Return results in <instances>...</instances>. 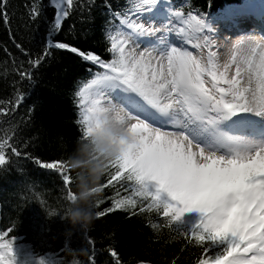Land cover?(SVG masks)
Here are the masks:
<instances>
[{
    "label": "snow or ice",
    "instance_id": "6c2138e0",
    "mask_svg": "<svg viewBox=\"0 0 264 264\" xmlns=\"http://www.w3.org/2000/svg\"><path fill=\"white\" fill-rule=\"evenodd\" d=\"M6 4L7 0L0 2V19L5 22ZM72 4L67 0L69 7ZM158 4L159 0H145L137 15L153 13ZM68 14L62 12L64 17ZM171 14L189 42L193 37L204 40V45L192 46L207 48L206 60L178 46L143 51L130 47L139 37L156 36L158 29L150 22L128 20L126 32L110 37L111 62L55 43L103 70L81 90V97L94 88L97 95L105 89L128 94V103L121 101L127 109L124 115L114 105L105 107L101 99H92L83 113L84 135H102L111 122L123 129L124 134L112 141L117 155L107 166L115 170L108 185L126 181L131 195L117 200L114 208H136V198L146 201L147 210L162 212L170 225L189 236L190 243L202 246L204 258L198 264H264V45L239 39L231 46L228 61L220 64L206 35L211 31L206 19L193 11ZM31 15L35 18L39 12L32 9ZM54 23L59 30L61 14ZM160 41L166 44L165 38ZM85 103L81 99L80 106ZM178 117L183 123L170 128ZM4 147L0 143V165L7 162ZM12 151L21 155L15 148ZM35 163L59 173L65 185L72 182L68 162L36 158ZM67 199H75L70 189ZM45 227L38 225L40 230ZM0 264L49 262L29 259L0 235Z\"/></svg>",
    "mask_w": 264,
    "mask_h": 264
},
{
    "label": "trees",
    "instance_id": "16d2710c",
    "mask_svg": "<svg viewBox=\"0 0 264 264\" xmlns=\"http://www.w3.org/2000/svg\"><path fill=\"white\" fill-rule=\"evenodd\" d=\"M139 2L73 0L71 7L65 6L69 14L61 17L59 30L54 22L60 13L51 0H7L2 9L8 21L0 19V143L7 162L0 165V235L29 259L49 264H198L204 258L202 246L190 243L162 212L147 210L146 201L136 198V208H114L131 192L126 181L108 185L115 171L111 167L94 199V223L87 230L73 227L64 217L78 170L66 169L72 182L65 185L59 173L35 163L38 158L70 164L88 139L80 92L103 72L55 43L111 62L110 37L137 16ZM162 7L175 20L173 10L193 11L207 23L226 24L256 12L264 16V0H159L155 11ZM32 9L39 12L35 18ZM41 224L46 225L43 230Z\"/></svg>",
    "mask_w": 264,
    "mask_h": 264
},
{
    "label": "rangeland",
    "instance_id": "374dc122",
    "mask_svg": "<svg viewBox=\"0 0 264 264\" xmlns=\"http://www.w3.org/2000/svg\"><path fill=\"white\" fill-rule=\"evenodd\" d=\"M52 3L57 7L59 13L62 17V12H64L65 6L67 5V0H51ZM145 0H140L139 7L140 9L143 7ZM162 9V10H161ZM153 13H141L135 17H132L133 22L139 21L140 23L150 22L152 27L158 29L156 36L151 38V40H155L157 43L163 44L161 47L167 46H178L182 49L192 51L194 54L198 56H202L205 60L207 59L208 49L204 48L203 50L194 48L192 45L194 43H199L200 45H204V40L201 38L197 41L195 37L192 38V41L189 42V39L186 35L179 32V29L182 27L179 21L175 20L172 17H169V13H166V9L162 7ZM159 10H161L159 12ZM140 12V11H138ZM137 12V13H138ZM260 15V16H259ZM249 18L251 19H235L230 23L219 24L218 21L208 22L211 31L206 33L209 41L212 45H214L213 50L217 51V58L220 64H223L228 61L230 56L231 46L239 39H254L264 45V17L261 14L251 15ZM246 23L247 29L243 32H238L236 27L239 24ZM127 29L122 28L118 32L120 35L121 32H126ZM163 37L166 40V44L161 43L160 38ZM142 37H139L135 40V43ZM142 44H137L136 47ZM111 92H118V90H111ZM125 94V93H124ZM86 101L84 106L82 107V113H84L85 108L90 107V101L92 99L97 98V89L94 88L91 90L90 94L85 97H81ZM29 256V254H27ZM30 257V256H29Z\"/></svg>",
    "mask_w": 264,
    "mask_h": 264
},
{
    "label": "clouds",
    "instance_id": "9594fccd",
    "mask_svg": "<svg viewBox=\"0 0 264 264\" xmlns=\"http://www.w3.org/2000/svg\"><path fill=\"white\" fill-rule=\"evenodd\" d=\"M123 134L121 126L111 122L105 126L102 135L88 137L82 142L71 158V167L78 170L74 180L76 192L64 218L73 227L87 230L94 223V199L99 193L101 177L117 155V146L112 141Z\"/></svg>",
    "mask_w": 264,
    "mask_h": 264
},
{
    "label": "bare ground",
    "instance_id": "6f19581e",
    "mask_svg": "<svg viewBox=\"0 0 264 264\" xmlns=\"http://www.w3.org/2000/svg\"><path fill=\"white\" fill-rule=\"evenodd\" d=\"M236 29L238 30V32H243L245 29H247L246 23L243 24H239ZM151 38H146V37H142L140 38L136 43H134L133 45H131L130 47H135L137 51H143L146 48L155 46L157 48H162L161 46L163 44L157 43L155 40H151V43L149 42ZM137 44H142L138 47H136ZM106 93V95L104 94ZM104 93H101L99 95L98 99H101V103L105 106V107H110L112 105H114L117 109V111H120L121 115L126 114L127 109H123V104L121 103V101H123L124 103H128L127 101V93H116V92H111L108 91V89L104 90ZM113 96L117 97V99L111 100V105H109L107 103L108 100H110ZM129 107H131L133 109V111H139V109L136 108L135 105L129 104ZM123 109V110H122ZM112 115L114 116L115 113H112ZM135 121H131L130 123H134ZM183 120L182 118L178 117L175 121H173L170 124V128L175 127L177 124H182Z\"/></svg>",
    "mask_w": 264,
    "mask_h": 264
}]
</instances>
